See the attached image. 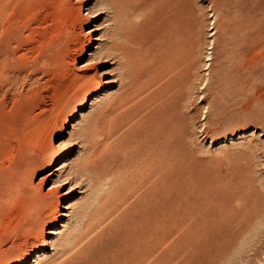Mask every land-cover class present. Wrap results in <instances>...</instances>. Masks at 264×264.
Returning <instances> with one entry per match:
<instances>
[{"label":"rangeland","instance_id":"1","mask_svg":"<svg viewBox=\"0 0 264 264\" xmlns=\"http://www.w3.org/2000/svg\"><path fill=\"white\" fill-rule=\"evenodd\" d=\"M79 1V20L58 13L47 23L24 25L23 15L14 23L26 36L27 67L20 85L10 78L0 89V169L22 163L17 179L0 196V264H12L10 258L35 239L33 234L22 239L19 225L29 212L36 213L28 204L37 198L59 202V211L68 205L71 214L42 224L49 229L56 223L59 233L46 243L45 255L24 264H79L95 248L101 252L99 264H110L130 255L139 234L148 235L151 246L164 236L148 264H201L184 256L179 241L182 179L167 183L158 200L149 194L151 182L138 173L136 158L154 107L150 99L161 85L169 87L167 98L180 99L184 134L178 173L197 191L188 196L187 214L196 208L220 234L232 209L238 219L254 208L264 211V0H183L186 41L180 55L166 31L160 36L163 50L158 48L152 0ZM128 27L143 77L120 99L131 81L124 77L128 62L108 52L114 43H125ZM92 28L97 32L87 33ZM92 80L97 81L94 103L83 106L90 92L80 90ZM73 121L77 124L69 126ZM60 163V187L50 189L52 180L41 182L42 177ZM250 233L237 240L225 264H242L246 256L263 264V254L254 256L252 248L264 247V236Z\"/></svg>","mask_w":264,"mask_h":264},{"label":"bare ground","instance_id":"2","mask_svg":"<svg viewBox=\"0 0 264 264\" xmlns=\"http://www.w3.org/2000/svg\"><path fill=\"white\" fill-rule=\"evenodd\" d=\"M81 1H83V0H81ZM152 1L154 3L155 13H156V15L158 17V21H159L158 22V25H159L158 30L159 31H157L159 33L157 35L159 37L158 48L160 50H163L164 39H162V37H160V36H161L162 32L166 31V33L170 34V38H172L174 50L176 51V53H178L180 55L182 53V51L184 50L183 49L184 43L186 41V38L184 36V33L186 32L184 1L183 0H152ZM78 2H80V1L79 0H0V89L4 88V86L7 84L6 82L7 81L9 82L10 78L12 79V81L14 83L18 82V84L20 85V82L23 79H21L19 77L21 76L23 70L27 67V65L25 64L26 60L24 59L25 48H26V47H24V45H25V41H26V38H25L26 36L24 35V33L21 30H19V28L16 25H14L16 17L23 15L24 16V23H23L24 25H27V24L29 25L33 21H35L36 23H39V24H41L42 21L47 23V20L56 16V14H58V13L59 14L60 13L66 14L69 17L71 16L72 19H78V16L80 15V7L77 6ZM87 2L89 3L90 1H87ZM143 5H144V3H143ZM143 5H141L140 7H142ZM140 7H137V8H140ZM81 14H82V12H81ZM35 25H37V24H35ZM124 31L127 33L124 35L125 43H114V45L112 47H110V50L108 52L109 56L117 55V57H119L120 59H126L128 62L129 71H128V74H126V76H124V77H126V78L128 77L131 81H130V84L127 83L129 85V87L124 88V90L122 91V94L120 95V99H124L130 93L132 94V91L135 90L137 87H139V85L141 83L140 81L143 77L137 72L138 71L137 68L139 65V63H138L139 59L136 57L135 50H133L132 47L130 46L131 43H134L131 35L129 34L130 28L128 27ZM30 32L31 31H29L28 33H30ZM33 32H34V30H33ZM93 32H97L96 28H92V29L87 31V33H93ZM94 40H100V39H99V37H95ZM98 47H100L99 43L95 46V48H98ZM82 48H83L82 52L84 53L86 51V46L84 45ZM27 50H28V48H27ZM90 56L92 58L93 53H90ZM89 62H90V59L86 62V64H89ZM183 65H184L183 62L178 64L180 69H184ZM22 76H24V75H22ZM76 78H77V80H79L78 77H76ZM20 79H21V81H19ZM111 79H113V78H111ZM13 82H11V83H13ZM74 82L75 81L73 80L72 83H74ZM176 82H177V80H175L172 83L173 84L172 86H175L174 83H176ZM181 82H182V79H179L178 80L179 87H180ZM23 83H24V81H23ZM76 83H77V81H76ZM109 83L111 84L110 80H109ZM116 83H117V81H116ZM96 84H97V81L92 80L87 85H84V87L80 90L81 92L85 91V93H86V90H88L90 92L89 94L87 93L88 95H86L85 100H83L84 101L83 106L85 104L94 103L93 102L94 100H91V99L94 97L93 95H95L92 92H93V88H94V86H96ZM11 85H13V84H11ZM125 85H126V83H125ZM123 87H125V86H123ZM10 88L14 89V87H10ZM168 88L169 87L166 88V86L161 85L159 87V89L157 90V92L150 99V100H152L151 102H152V104H154V107L150 110V113H149L150 120H151L150 121V127L146 130L145 138H143V140H142L143 144H142L140 150H138L140 153L139 159L136 158L137 159L136 164L141 165L140 167H138L139 168L138 173L141 174L142 176L144 174L143 177L146 180L151 182L152 189L149 191L150 192L149 194H150V196L155 197L156 199H158L162 196L160 194L164 192V190L166 188L165 186L167 183H169L171 181L178 180V179H179L178 181H180L182 179V181H180L181 184L179 182L181 187H180L179 195H177V196H180V198H181L180 202H182V208L184 210L182 216L180 215L181 219L179 218L181 220L180 225H179L180 226V231H179V233H180L179 239L180 240L179 241L181 242V245H182L181 247L183 248L184 256L186 258L196 262V263H201V264H225L224 260L228 259L227 254L229 253L231 248L235 244H237L236 242L238 239L242 238L244 235H246L250 232H253V234H256V235L259 234V237L262 234H263L262 236H264V233H263V231H264L263 230L264 229V211L260 208H254L251 211L247 212L245 215H243V216L241 215V218L238 219L239 216H237L234 209H232L233 211H231V209H230L229 211H231V213L229 215V221H228L229 224H228L225 232H222L220 234H219V232L214 231L215 228L212 229V227H211L212 225L208 226V225H206V223H204V221L202 220L204 217L202 218L200 216V214L198 213V210L196 208H195V211L193 213L191 212L192 214H187L185 212V210L187 209V204L190 202V201L188 202L189 194L192 192L196 194L197 191H196V188H193V185L191 182H186L187 180L186 181L183 180L184 179L183 176H181L179 174L180 173L179 172L180 157L182 154V147H183L182 137L184 134V132L182 130H184V129L182 128L181 117L178 114V112L180 110L179 109V100H180L179 96L175 95V97H174V96L170 95V98H167L166 94H167V92L170 91ZM0 91H2V90H0ZM177 91H179V88ZM2 92H4V90ZM81 92H79V93H81ZM78 96H79V94H78ZM11 97L13 98L12 95H11ZM3 98H4V96H3ZM120 104H122V103H120ZM79 114H81L80 111L75 113V115L73 116V120L76 117V115H79ZM69 124H70L69 126L74 127L77 123L73 121ZM64 130H65V132H67L66 127H63V131ZM69 133H70V131H69ZM254 133H256V132L253 131L251 134H254ZM93 135H94V133H93ZM90 136H91V133H90ZM66 142L67 141H60L59 144L64 145V143H66ZM89 142H90V140H89ZM73 143H75V142H73ZM95 143H97V139H96ZM20 163H22V161H19L16 165H14V167H9L6 169H0V196H2L4 191L11 185L14 178L17 179V176L20 173V167H21V165H19ZM63 169H64V164L60 163L59 165H57L53 169L49 170L42 177L41 182H44L46 180H52L53 184L50 187V189H53L61 181L60 176H61L62 171H64ZM192 172H194V171H192ZM192 182L194 183L195 181H192ZM202 193H204V192H202ZM50 194L51 193H47L46 196L48 197V196H50ZM201 195L203 196V194H201ZM204 195H206V194H204ZM197 197H198V195H197ZM208 197H209V195H208ZM209 198H207V199H209ZM156 199H154L155 202H156ZM200 200H201V198H200ZM203 202H205V201H203ZM198 203H200V202H198ZM198 203H197V201L194 203L191 201L192 206H195V207H197V205L199 206ZM49 204H51V205L53 204V206H54L53 207L54 209H51L53 211L52 214L50 213L51 215L49 213H46V212H52V211H46ZM159 204H161V203H159ZM28 206H29L28 208H30V210L33 209L34 211H36V213L32 214V212L31 213L29 212L28 213L29 214L28 220L26 219L20 223L19 230L21 232L22 239H25L26 237H28L29 235H32V234H33L32 236H35V237H33L35 239L31 243L28 242L29 244L27 243L28 245L26 246V248L21 249V252L19 254L10 258V260H13V262L11 261L12 264H24L26 261L28 262L29 259H33V257L38 258V257L45 255L46 254L45 250L47 248L46 243H52L54 240V237L53 238H51V237L53 235L54 236L58 235L59 230L56 227V223H55V225H53V227H50L49 229L42 226V224L44 222H46L47 219H49L50 217H51L50 219H55L56 220L55 222H57L59 218L69 217L71 214L70 209H69L70 207L68 205H64L63 211H59V208H60L59 202L52 203V201L46 200L45 198L34 199V202L29 203ZM175 210H177V209H175ZM176 213H178V212H176ZM202 213H204V212H202ZM210 213H208V214L210 215ZM150 216H151V214H150ZM214 216L212 215V217H214ZM167 217H168V215H167ZM205 219H207V218H205ZM215 219L211 223L216 224L217 222ZM208 221H210V219ZM146 222H148V221H146ZM221 224H222V222H221ZM63 226H64V224H63ZM86 226H88V225H86ZM79 227H81V226H79ZM224 227H225V225H224ZM78 230H79V228H78ZM146 230H147V228H146ZM218 230H221V229H218ZM79 231H78V233H79ZM74 232L76 233V230L73 231V233ZM148 233H150V232H148ZM45 234H47V235H45ZM166 235L167 234H165V236ZM162 236H163V234H162ZM75 237H76V234H75ZM163 237L159 238L158 241L155 243V245L151 246V244L148 242V239H149L148 235H142V234L140 235L139 234V236L136 237L135 241L131 244L132 247H131L130 255L126 259H124V258L121 259L124 255L123 254L121 258L117 257L120 259H114V260H112V263H110V264H148V258L152 255V251L157 249V246L162 242ZM72 240H73V238H72ZM22 242H23V240H22ZM41 242H44V244H42V245L39 244ZM70 242H71V240H70ZM70 242L68 240L69 244H70ZM71 244H72V242H71ZM65 246L68 247V245H65ZM7 248H9V247H7ZM263 249H264V247L257 243V245H255V247L252 248V253L254 256H256L258 258H261V253H262L263 254L262 256L264 258ZM100 255H101L100 249H98V248L90 249L89 251H87L85 253L84 259L79 264H99ZM126 256L127 255H125V257ZM108 257H110V256H108ZM17 259L19 261H17ZM14 260H16V261H14ZM253 261L254 260H250L248 258V256H246L243 258L242 264H255ZM262 262L264 264V260H262ZM60 264H70V263L64 262V263H60ZM239 264H240V262H239Z\"/></svg>","mask_w":264,"mask_h":264}]
</instances>
